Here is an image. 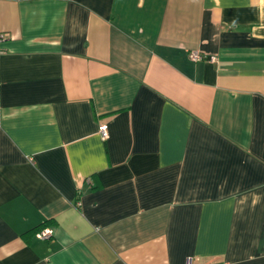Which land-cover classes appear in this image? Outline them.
<instances>
[{
    "label": "crops",
    "instance_id": "crops-1",
    "mask_svg": "<svg viewBox=\"0 0 264 264\" xmlns=\"http://www.w3.org/2000/svg\"><path fill=\"white\" fill-rule=\"evenodd\" d=\"M188 258L264 264V0H0V264Z\"/></svg>",
    "mask_w": 264,
    "mask_h": 264
},
{
    "label": "built area",
    "instance_id": "built-area-1",
    "mask_svg": "<svg viewBox=\"0 0 264 264\" xmlns=\"http://www.w3.org/2000/svg\"><path fill=\"white\" fill-rule=\"evenodd\" d=\"M189 56L193 60H196L197 58L201 57V55L196 51H192ZM100 136L102 139H105L108 136V131L105 126H102L100 128ZM35 235L39 238H48L50 236V229H38L35 231ZM185 264H193L191 258H188Z\"/></svg>",
    "mask_w": 264,
    "mask_h": 264
}]
</instances>
